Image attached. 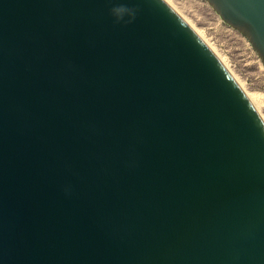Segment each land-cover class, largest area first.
<instances>
[{
	"label": "water",
	"instance_id": "1",
	"mask_svg": "<svg viewBox=\"0 0 264 264\" xmlns=\"http://www.w3.org/2000/svg\"><path fill=\"white\" fill-rule=\"evenodd\" d=\"M0 264H264V118L166 0H0Z\"/></svg>",
	"mask_w": 264,
	"mask_h": 264
},
{
	"label": "rangeland",
	"instance_id": "2",
	"mask_svg": "<svg viewBox=\"0 0 264 264\" xmlns=\"http://www.w3.org/2000/svg\"><path fill=\"white\" fill-rule=\"evenodd\" d=\"M200 32L244 89L258 96L264 118V64L249 39L226 23L207 0H168Z\"/></svg>",
	"mask_w": 264,
	"mask_h": 264
},
{
	"label": "clouds",
	"instance_id": "3",
	"mask_svg": "<svg viewBox=\"0 0 264 264\" xmlns=\"http://www.w3.org/2000/svg\"><path fill=\"white\" fill-rule=\"evenodd\" d=\"M137 9L130 8L124 5L116 6L111 9V14L115 17L117 23L124 21L125 23H131L136 17ZM125 16L129 19L124 20Z\"/></svg>",
	"mask_w": 264,
	"mask_h": 264
},
{
	"label": "bare ground",
	"instance_id": "4",
	"mask_svg": "<svg viewBox=\"0 0 264 264\" xmlns=\"http://www.w3.org/2000/svg\"><path fill=\"white\" fill-rule=\"evenodd\" d=\"M176 11H178L168 0H166ZM178 13H180L179 11H178ZM180 15H182L181 13H180ZM183 18H184V16H182ZM188 23H189V21L186 19V18H184ZM190 24V23H189ZM191 25V24H190ZM192 26V25H191ZM193 27V26H192ZM194 28V27H193ZM195 29V28H194ZM196 30V29H195ZM196 32L201 36V34H200V32H198L197 30H196ZM202 37V36H201ZM203 38V37H202ZM204 39V38H203ZM205 40V39H204ZM206 41V43L208 44V42H207V40H205ZM209 45V44H208ZM210 46V45H209ZM211 47V46H210ZM212 48V47H211ZM213 49V48H212ZM214 50V49H213ZM215 52V51H214ZM216 53V52H215ZM217 54V53H216ZM218 55V54H217ZM219 57V56H218ZM220 58V57H219ZM221 59V58H220ZM222 60V62L225 64V62H224V60L223 59H221ZM225 65H227V64H225ZM228 68V67H227ZM229 69V68H228ZM233 74V73H232ZM234 75V74H233ZM235 77V76H234ZM236 78V77H235ZM237 81L239 82V80L237 79ZM240 83V82H239ZM240 85L242 86V88L244 89V87H243V85H242V83H240ZM245 90V89H244ZM245 92L247 93V95L249 96V98L252 100V102L255 104V106L257 107V109H259V99H258V96L257 95H255V94H252V93H249L248 91H246L245 90ZM260 110V109H259ZM260 112V111H259Z\"/></svg>",
	"mask_w": 264,
	"mask_h": 264
}]
</instances>
